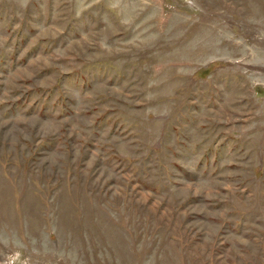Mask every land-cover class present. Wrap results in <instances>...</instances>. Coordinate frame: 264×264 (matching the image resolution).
Listing matches in <instances>:
<instances>
[{
	"label": "rangeland",
	"instance_id": "obj_1",
	"mask_svg": "<svg viewBox=\"0 0 264 264\" xmlns=\"http://www.w3.org/2000/svg\"><path fill=\"white\" fill-rule=\"evenodd\" d=\"M0 264H264V0H0Z\"/></svg>",
	"mask_w": 264,
	"mask_h": 264
}]
</instances>
